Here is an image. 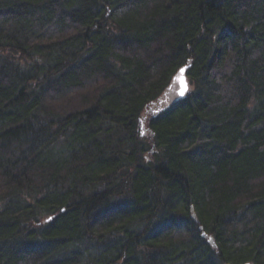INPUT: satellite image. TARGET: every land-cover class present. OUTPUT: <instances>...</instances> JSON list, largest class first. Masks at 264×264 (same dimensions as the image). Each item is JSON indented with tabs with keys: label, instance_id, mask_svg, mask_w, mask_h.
<instances>
[{
	"label": "trees",
	"instance_id": "obj_1",
	"mask_svg": "<svg viewBox=\"0 0 264 264\" xmlns=\"http://www.w3.org/2000/svg\"><path fill=\"white\" fill-rule=\"evenodd\" d=\"M0 264H264V0H0Z\"/></svg>",
	"mask_w": 264,
	"mask_h": 264
},
{
	"label": "rangeland",
	"instance_id": "obj_2",
	"mask_svg": "<svg viewBox=\"0 0 264 264\" xmlns=\"http://www.w3.org/2000/svg\"><path fill=\"white\" fill-rule=\"evenodd\" d=\"M177 82H178V81H177ZM185 82H188V80H186ZM176 85H178V83H176ZM177 87H178V86H177ZM177 87H176V88H177ZM189 88H190V85H188V89H189ZM175 93H176V91H175ZM175 93H170V94H168V95H169V96H168L169 99L167 100L168 103L171 102V101L175 98V96H176ZM172 94H174L175 96L172 95ZM171 95H172V96H171Z\"/></svg>",
	"mask_w": 264,
	"mask_h": 264
},
{
	"label": "water",
	"instance_id": "obj_3",
	"mask_svg": "<svg viewBox=\"0 0 264 264\" xmlns=\"http://www.w3.org/2000/svg\"><path fill=\"white\" fill-rule=\"evenodd\" d=\"M181 70H183V72H181ZM184 70H185L184 68L180 69V73H181L180 85H182V83H185Z\"/></svg>",
	"mask_w": 264,
	"mask_h": 264
},
{
	"label": "snow or ice",
	"instance_id": "obj_4",
	"mask_svg": "<svg viewBox=\"0 0 264 264\" xmlns=\"http://www.w3.org/2000/svg\"><path fill=\"white\" fill-rule=\"evenodd\" d=\"M181 72H183V70H181ZM185 87H186V85H185ZM181 95H183V91H181V93H180Z\"/></svg>",
	"mask_w": 264,
	"mask_h": 264
},
{
	"label": "bare ground",
	"instance_id": "obj_5",
	"mask_svg": "<svg viewBox=\"0 0 264 264\" xmlns=\"http://www.w3.org/2000/svg\"><path fill=\"white\" fill-rule=\"evenodd\" d=\"M182 68H184V69H185L186 67L184 66V67H182Z\"/></svg>",
	"mask_w": 264,
	"mask_h": 264
}]
</instances>
